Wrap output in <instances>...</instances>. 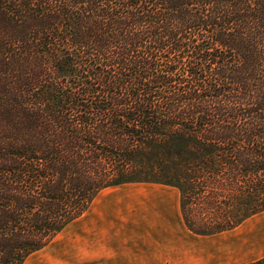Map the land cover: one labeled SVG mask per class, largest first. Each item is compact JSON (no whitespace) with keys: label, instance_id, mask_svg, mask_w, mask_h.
<instances>
[{"label":"trees","instance_id":"16d2710c","mask_svg":"<svg viewBox=\"0 0 264 264\" xmlns=\"http://www.w3.org/2000/svg\"><path fill=\"white\" fill-rule=\"evenodd\" d=\"M140 183L195 235L264 212V0H0V264Z\"/></svg>","mask_w":264,"mask_h":264},{"label":"crops","instance_id":"0c3cea01","mask_svg":"<svg viewBox=\"0 0 264 264\" xmlns=\"http://www.w3.org/2000/svg\"><path fill=\"white\" fill-rule=\"evenodd\" d=\"M64 228L38 258L40 264H264V212L223 233L200 236L186 227L180 192L158 203L148 199V220L119 203L110 188ZM106 191V190H105ZM151 203V204H150Z\"/></svg>","mask_w":264,"mask_h":264},{"label":"rangeland","instance_id":"374dc122","mask_svg":"<svg viewBox=\"0 0 264 264\" xmlns=\"http://www.w3.org/2000/svg\"><path fill=\"white\" fill-rule=\"evenodd\" d=\"M120 188L123 189H132V190H119L115 191V193L119 194L118 199L119 203L122 205H127L128 210L135 213V218L139 219V215H141V220L145 222L148 220L147 212L151 208V210L154 211L155 206L158 203V199H160V203L166 204V200L170 201L173 197L170 194L171 190H156V189H162L167 188L166 186L156 185V184H130V185H124L120 186ZM173 188V187H172ZM176 189V188H175ZM113 190H106L103 192L102 195L111 193ZM154 199L155 206L148 208V199ZM181 197V195H180ZM165 200V201H164ZM150 203V204H151ZM47 248L32 254L30 257H28L24 264H40L38 258L41 257L42 254L46 252Z\"/></svg>","mask_w":264,"mask_h":264}]
</instances>
